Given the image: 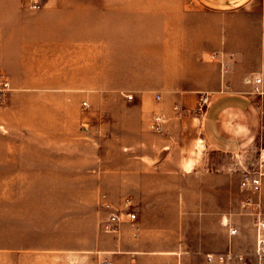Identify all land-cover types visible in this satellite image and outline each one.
<instances>
[{
  "label": "rangeland",
  "instance_id": "obj_1",
  "mask_svg": "<svg viewBox=\"0 0 264 264\" xmlns=\"http://www.w3.org/2000/svg\"><path fill=\"white\" fill-rule=\"evenodd\" d=\"M28 1L21 0L24 11ZM106 1L109 13L101 17L97 3ZM136 1L143 2L142 8L130 9L131 14L122 18L119 0H61L62 31H71L66 18L74 21L75 30L61 40V48L82 38V31L92 36L88 43L93 44L94 58L88 72L95 85L39 90L65 95L68 103L61 105L0 101V146H9V158H18L0 167V264H70L101 251L115 239L102 228L103 196L115 205L125 196L144 205L149 190L157 187L151 185L152 160L163 163L160 170L167 181L159 188L169 198L163 202L158 227L170 229L171 235L196 241L202 224L193 213L181 216L182 201L174 196H181L182 189H190L191 212L202 194L215 196L216 204L233 211L248 209V190L241 179L253 166L251 161L261 158L259 149L240 155L237 163L227 159L215 172L194 170L184 182L178 169H172L182 147L196 162L205 158L203 143L194 139L199 126L183 121L176 106L187 68L181 18L186 8L194 7V0ZM39 11L29 8L27 16L37 22ZM167 58L173 62L170 67ZM205 69L208 74L213 71L210 65ZM41 82L53 83L49 78ZM73 82L67 75L56 83ZM108 84L111 87H105ZM76 93L81 99L71 103ZM155 112L166 117L162 130L152 127ZM167 158L172 166L164 163ZM205 177L211 181L200 192ZM213 204L207 201L208 207ZM144 218L147 226L156 219L149 209Z\"/></svg>",
  "mask_w": 264,
  "mask_h": 264
},
{
  "label": "crops",
  "instance_id": "obj_2",
  "mask_svg": "<svg viewBox=\"0 0 264 264\" xmlns=\"http://www.w3.org/2000/svg\"><path fill=\"white\" fill-rule=\"evenodd\" d=\"M97 4L100 6L97 9L102 10L98 12L99 16H108L109 1ZM142 5L141 1L119 0L118 14L125 18L126 14H131L130 9L138 10ZM262 6L260 0H194V7L183 11L182 37L186 58L183 64L187 68L182 75L186 84L179 92L176 106L180 107L179 116L183 121L199 126L194 139L203 143L205 150L204 161L196 162L186 147L181 148V158L177 167L172 164V169H178L177 174L183 182L194 170L202 168L215 172L226 166L227 159L232 158L237 163L240 155L257 149L261 158L251 161L253 166L247 172L259 171L262 167L264 92L255 91L254 84L247 82L251 77H264ZM27 9H22L21 0H0V74L8 76L12 85L3 103L9 100H21L25 105L68 103L64 100L65 95L62 98L55 94L45 95L39 90L92 88L95 85L89 82L88 72L94 58L93 44L88 43L93 41L92 36L82 31V38L62 49L61 40L73 36L75 30L74 21L66 18L64 21L72 25L71 31H62L61 0H43L37 22L27 16ZM214 53L217 57L212 56ZM170 63L173 64L167 58L165 64ZM208 65L213 70L209 74L205 69ZM67 75L73 83H56ZM45 78L53 83L41 82ZM262 88L264 90V79ZM204 92L209 93L210 103L204 112L196 114L192 109L197 111ZM81 96L76 93L71 103L79 102ZM17 160L9 158V146H0V167H9V161ZM160 162L150 161V168L155 170L151 185L157 187L149 190L144 205L138 206L134 201L139 226L137 234L131 222L125 220L119 232L110 233L115 238L112 243L103 246L101 251L90 253L86 259H72L70 264H97L102 258H110L114 264H206L208 254L226 252L242 254L245 260L216 261L215 264H258L257 220L264 217V175L262 195H256V203L243 211L223 207L216 204L215 196L206 198L202 194L197 198V209L191 212L189 187L182 189L181 196H174L175 201H182L181 216L193 213L202 223L197 240L189 241L171 235L173 231L168 228L158 227L157 218L162 216L160 211L165 207L163 202L169 199L159 188L167 181L162 177L163 163ZM164 163L171 165L167 164L168 158ZM206 177L199 183L204 186L200 192L205 191L206 184L211 181ZM210 200L214 202L211 208L207 206ZM146 209L156 218L149 226L144 218ZM233 228L237 232L232 233Z\"/></svg>",
  "mask_w": 264,
  "mask_h": 264
},
{
  "label": "built area",
  "instance_id": "obj_3",
  "mask_svg": "<svg viewBox=\"0 0 264 264\" xmlns=\"http://www.w3.org/2000/svg\"><path fill=\"white\" fill-rule=\"evenodd\" d=\"M27 6L32 10H37L43 6V0H29ZM264 7V0H263ZM217 57V53L212 55ZM263 75H258L247 79V82L254 84V90L262 93L264 92L262 88ZM11 80L8 76L0 74V101L3 102L11 90ZM160 97V96H159ZM134 95L130 94L129 99H133ZM210 103L209 93H202L197 104V110L199 112H204ZM87 105V102H85ZM178 107V106H177ZM180 108V107H178ZM166 117L161 113H155L152 118V127L156 130H162ZM262 142H264V133L262 136ZM264 151V147H263ZM264 154V152H263ZM264 175V156L262 159V167L259 171L247 172L242 180V188L248 190L244 204L253 205L256 203L255 196L261 190L262 186V176ZM102 205L106 210V214L102 219V228L104 231L109 233H117L120 231L121 224L128 220L135 228V232L139 229L137 225V212L134 209V201L132 197L125 196L120 205L113 204L106 195L103 196ZM232 233L237 232L236 228H233ZM256 256L258 259V264H264V217H260L257 220V246H256ZM244 261L245 256L242 254H237L235 252H226L218 254H208L206 264H215L217 262H228V261ZM99 264H114V261L110 258H102L99 260Z\"/></svg>",
  "mask_w": 264,
  "mask_h": 264
}]
</instances>
